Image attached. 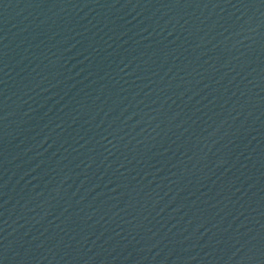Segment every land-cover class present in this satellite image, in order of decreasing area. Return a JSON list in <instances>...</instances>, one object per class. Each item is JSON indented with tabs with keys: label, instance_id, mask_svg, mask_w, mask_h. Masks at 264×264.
<instances>
[{
	"label": "water",
	"instance_id": "95a60500",
	"mask_svg": "<svg viewBox=\"0 0 264 264\" xmlns=\"http://www.w3.org/2000/svg\"><path fill=\"white\" fill-rule=\"evenodd\" d=\"M0 264H264V0H0Z\"/></svg>",
	"mask_w": 264,
	"mask_h": 264
}]
</instances>
